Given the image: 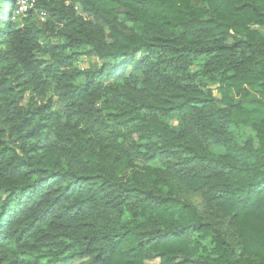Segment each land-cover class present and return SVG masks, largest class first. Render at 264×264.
I'll use <instances>...</instances> for the list:
<instances>
[{
  "label": "trees",
  "instance_id": "trees-1",
  "mask_svg": "<svg viewBox=\"0 0 264 264\" xmlns=\"http://www.w3.org/2000/svg\"><path fill=\"white\" fill-rule=\"evenodd\" d=\"M32 2L0 0V247L16 264H264V0ZM84 49L99 68H73ZM238 124L255 137L237 144Z\"/></svg>",
  "mask_w": 264,
  "mask_h": 264
},
{
  "label": "rangeland",
  "instance_id": "rangeland-1",
  "mask_svg": "<svg viewBox=\"0 0 264 264\" xmlns=\"http://www.w3.org/2000/svg\"><path fill=\"white\" fill-rule=\"evenodd\" d=\"M121 16H123L121 19L124 20L126 19L124 17L123 14H121ZM45 22H46V18L44 17V15L42 16H38L35 19V24H36V28L37 30H39L42 33V36L45 39V41H49L51 42V44H54L55 42H57L59 39L57 36L53 35L50 36V30H46L45 29ZM131 22H127L126 25L128 27L131 26ZM56 29V28H55ZM54 29V30H55ZM262 32L264 33V29H262ZM54 33V31H53ZM2 48L0 47V50ZM101 65V61L89 54L87 52L86 49L81 50V55L78 56V58L74 61L73 64V68L76 70H87V69H97L99 68ZM201 65V62H198L197 65L195 67H193V70L199 69ZM212 95L214 98L219 99L220 95L218 94L217 91V86H211L210 87ZM26 98H27V94H26ZM48 99L51 100L52 102V110L55 111L56 115L58 116V122L59 124H61L64 120H66V115L61 107V105L58 102V98L57 95L54 92H50L47 96ZM26 101H24L25 104ZM235 118L237 119V117L235 116ZM250 120L251 121H258L259 117L257 115H251L250 116ZM112 126H110L111 128ZM80 130H82V127L79 128ZM232 130L234 132L235 135V142L239 145H242L245 143V141L249 138H254L255 134L252 132V130L242 124H238L237 126H232ZM101 133V131H100ZM105 139L108 136H102L101 139ZM133 140L135 141V143L137 145H140L141 143L138 140V137L136 135L133 136ZM256 141V140H254ZM142 151V149H141ZM210 151L214 154H223L224 150L221 147L218 146H212L210 148ZM136 163H138L139 166H153V165H157V164H153L152 162H146V161H141L136 159ZM181 195L184 197V199H186L196 210H198V212L201 214L202 218L204 220L207 221H211L212 223H216L218 225L223 226V228H225L226 226V221L225 219H223V217L218 214L217 212H215L214 210L210 209L204 201V196L202 194H190L187 193L185 191H182ZM4 195L2 193H0V202L4 199ZM21 254H19L15 247L13 245H8L5 247H0V264H16V259L18 257H20ZM23 257V256H22ZM38 264H44L46 263V259L45 258H39L37 259ZM240 261L242 262V264H250L249 261H247L245 258H241ZM57 264H79L78 261H69L68 263H57Z\"/></svg>",
  "mask_w": 264,
  "mask_h": 264
},
{
  "label": "built area",
  "instance_id": "built-area-1",
  "mask_svg": "<svg viewBox=\"0 0 264 264\" xmlns=\"http://www.w3.org/2000/svg\"><path fill=\"white\" fill-rule=\"evenodd\" d=\"M33 8L32 0H15V10L14 16H21L28 12V10ZM40 16L44 15L42 12L39 13Z\"/></svg>",
  "mask_w": 264,
  "mask_h": 264
}]
</instances>
